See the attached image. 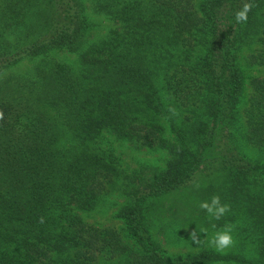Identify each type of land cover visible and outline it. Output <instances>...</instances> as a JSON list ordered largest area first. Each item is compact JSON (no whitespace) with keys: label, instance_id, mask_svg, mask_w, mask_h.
<instances>
[{"label":"trees","instance_id":"trees-1","mask_svg":"<svg viewBox=\"0 0 264 264\" xmlns=\"http://www.w3.org/2000/svg\"><path fill=\"white\" fill-rule=\"evenodd\" d=\"M247 67L264 68V0H0V264H264V75ZM116 143L162 163L124 166ZM213 195L220 220L199 206ZM105 203L118 224L88 223Z\"/></svg>","mask_w":264,"mask_h":264},{"label":"rangeland","instance_id":"rangeland-1","mask_svg":"<svg viewBox=\"0 0 264 264\" xmlns=\"http://www.w3.org/2000/svg\"><path fill=\"white\" fill-rule=\"evenodd\" d=\"M96 20L99 24H101L100 31L103 30V27L108 25L109 22H106L102 17H97ZM244 65V62L241 61ZM240 62V63H241ZM23 68H27L30 66V64L27 61H24L21 63ZM248 75H258L263 76L264 75V68L260 67H247L245 68ZM115 152L120 156L122 160V165L124 166H130L134 167L137 165V161H152V162H158L162 163L160 159L164 156L162 152H152L145 148H136L132 144L126 143V144H115ZM169 199V198H168ZM165 199L163 202L166 203V207L172 204L173 202L179 203L180 198L178 197L172 203L169 204V200ZM111 201L115 200V197L110 198ZM111 204V203H110ZM108 203L104 204V207L101 208V210L97 209L96 211L85 214V220L90 223L97 226H115L118 224L116 220H114L112 216V212L115 210V206L110 205ZM169 204V205H168ZM172 207V206H171ZM171 209V208H170ZM188 227H192V225L186 224ZM159 232V237L163 243V245L172 253H182L188 251V247L185 245L180 244H174L172 241L165 240L163 232L165 231V226L162 225V222L159 221V225L157 227ZM205 232L207 234L210 233V229L207 227L204 228ZM214 232H211V235H213Z\"/></svg>","mask_w":264,"mask_h":264},{"label":"clouds","instance_id":"clouds-1","mask_svg":"<svg viewBox=\"0 0 264 264\" xmlns=\"http://www.w3.org/2000/svg\"><path fill=\"white\" fill-rule=\"evenodd\" d=\"M251 9V5L245 3L243 8L236 12L235 19L238 23L247 22L248 12ZM200 208L204 209L210 218L215 220H220L225 216L226 213L229 212V205L222 203L219 195H213L210 200H205L200 202ZM41 222H43V218H41ZM207 233L205 232V235ZM189 238L192 243L198 244L200 243V237L196 230H193ZM209 245L214 246L217 251H223L230 246L233 245V235L232 229L230 226H225L222 229L216 230L213 235L208 240Z\"/></svg>","mask_w":264,"mask_h":264}]
</instances>
